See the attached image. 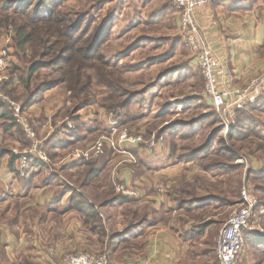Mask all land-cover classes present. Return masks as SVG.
<instances>
[{
	"label": "rangeland",
	"instance_id": "374dc122",
	"mask_svg": "<svg viewBox=\"0 0 264 264\" xmlns=\"http://www.w3.org/2000/svg\"><path fill=\"white\" fill-rule=\"evenodd\" d=\"M50 11L64 21L61 25L64 30L69 31L76 25L81 27L75 30L77 37L71 39H78L79 47L86 48L95 42L87 55L95 62H87L80 72L81 81L89 80V83L84 85L85 92L78 101L72 100L67 91L70 83L62 82L61 64L57 63L58 57H64L59 50L61 46L57 45L60 40L46 42L41 34L42 45L33 43L25 44L22 49L17 47V31L26 27H48L38 22V17ZM96 31H100L97 44ZM76 48L73 45V49ZM4 55L8 63L5 71L0 73L6 78L0 83L2 94L21 105L24 111L26 104L23 103L32 99L42 110L50 112L48 115L52 117L54 127L60 121L64 125L71 124L74 128L72 136H79L77 141L83 142L77 146L87 147L100 135L108 134L107 118L110 113L117 112L120 126L129 133L141 135L145 140L161 139L156 152L148 157L150 165L156 166L148 167L147 172L139 168L145 174L143 177H154V171L159 173L161 165L169 170L180 169V176L153 178L157 188L148 197H153L151 200L142 195L143 198L129 197V203L122 207L102 206L104 201L119 194L117 187L125 190L132 187L122 185L114 170L111 188H96V185L101 187L104 175L96 178L94 165L84 164L77 175L72 176L68 171L64 174L65 159L80 147L70 145L64 151H52L48 145L53 138H61L58 135L61 127L46 140V130L31 123L37 143L45 145L48 156V161L42 165L45 169L42 181H50L49 177L54 175L50 184L59 191L51 198L47 195L48 200L58 201L59 195L63 194V198L68 197L69 204L73 193L77 194L81 199L91 201L104 219L117 216L120 222L125 221L121 223L123 229L132 226L144 232L157 226L174 225L187 236V226L193 229L199 226L203 235H194L189 243H195L193 249L197 250L202 249L196 246L200 239L211 245L204 264H216L213 250L218 234L232 213L241 207L242 192L246 189L257 200V207L244 231L246 240L244 237V251L239 261L264 264V244H252L254 240L264 239V97L241 115L239 124L236 121L228 129L222 125L205 95L201 72L179 36L171 0H0V57ZM97 55L102 60H96ZM80 57L83 56L80 54ZM83 59L80 66L84 67ZM35 66L41 67L30 75V69ZM111 88H116L122 96L118 100L121 103L109 111L105 107L115 102ZM3 106L11 116L9 107ZM15 125L23 132L22 127ZM128 149V154L140 165V157L135 151L142 150L145 156V150ZM13 151L10 154L15 158L17 175L26 181L30 176L20 177L19 162ZM107 152L126 157L129 163L128 155H119L108 147L96 159ZM55 175H59L57 180ZM144 193L147 196V190ZM19 203L13 200L7 204L19 207L22 205ZM12 208L13 214L10 213V219H7L10 230L21 226L24 232L32 234L28 215L20 221V210ZM38 213L37 217H43ZM211 216L217 217L210 221ZM76 219V222L69 220V238L62 237L65 236L63 225L61 231V225L55 227V238L57 235L62 238L46 248L47 255L41 250L43 258L34 263L61 264L67 255L80 254H105L113 259L109 253V237L115 235L116 227L109 234L105 232L107 225L101 222V227L97 225V231H92V223L84 224L78 216ZM142 242L136 243L141 246ZM42 245L47 247L48 243ZM0 252V264H34L29 261V254L25 255L28 258L16 260L11 256L6 258L2 254L5 250Z\"/></svg>",
	"mask_w": 264,
	"mask_h": 264
},
{
	"label": "crops",
	"instance_id": "0c3cea01",
	"mask_svg": "<svg viewBox=\"0 0 264 264\" xmlns=\"http://www.w3.org/2000/svg\"><path fill=\"white\" fill-rule=\"evenodd\" d=\"M195 18L219 59L221 70L226 72L220 76L218 82V89L221 93L245 86L251 79L264 71V0H220L215 4L197 10ZM35 103V101L32 102V99L23 103L26 104L25 113L36 128L42 127L48 121V118H51L48 129L42 127L43 131L46 130L44 131L46 132L45 135L48 136L46 140L53 134L55 135L61 127V130L57 131L61 138H53L49 145L47 144L50 150L64 151L66 146L76 145V147H80L77 145L83 144L82 141H77L79 136H72L71 132L73 130L65 131L63 122H58L57 126L55 124L54 127L52 117L48 115L50 112L46 109L42 110ZM8 123L0 119V150L2 152V154L0 153V214H2L0 215V251L5 250V253L2 254L6 255V258L11 256L16 260H20L29 254V261L34 263L43 258L41 250L46 251L45 254L47 255L46 248L51 244L53 245L56 240L62 237L69 238V220L76 222L78 221L76 216L79 217V215L66 209L68 197L63 198V194L59 195L58 201L52 202V200L47 199V195L51 198L56 191L57 193L59 191L58 188L55 189L50 184L54 175L49 177L50 181H42L44 176L42 174L45 172L44 167H37L34 164L28 180L22 181L19 178L16 172L15 160H13L10 152L13 150L20 151L27 146H22V141L17 136L15 126L12 129L5 127ZM55 129L56 131H54ZM27 142L30 144L28 139ZM135 154L140 157L139 164L141 162L137 166L130 165L126 157H120L109 152L105 153L97 161L94 169L97 177L104 175L101 187L96 185V188L103 189L107 186L111 188V175L116 170L117 178L123 183L122 185L132 187L131 190L137 192V197L148 198L155 193L154 188H157V185L152 182L155 176H180L178 175L179 168L169 170L161 165L159 173L155 170L153 174L155 176L150 175L149 179L151 180L146 179V177H143L145 175L143 170H139V168L142 167L147 172L150 170L148 167H155L156 164L150 165L151 162L148 157H152V155L146 153L144 156L142 150H136ZM164 164L167 165V162ZM83 168L84 165L80 161L65 159L62 171L64 170V174L68 171L73 176L79 174ZM58 176L55 175V180ZM146 190L147 196L144 193ZM152 198L148 199L151 200ZM13 200L19 201V204L22 203V205L17 207L16 204H7ZM90 204L94 205L91 201ZM12 206L20 210V221L28 215L27 223L30 225L32 234H28L27 231L24 232L23 229H20L21 226H16L15 230H10L8 220L13 210ZM114 206L117 207V205H110L109 207ZM157 208L159 207L157 206ZM37 213L39 215L41 213L43 217H37ZM217 216H211L209 219H215ZM100 219L104 222L103 224L107 225L106 233L111 234L114 227L117 229L113 236L115 242L109 245V253L113 258L109 259L114 263L204 264L208 247L211 246L202 242V239L196 244L202 249H193L195 243L190 245L189 242L194 235H203L201 230H198L199 226H196L195 229L187 226L185 228L187 236H185L174 225L172 227L171 225L157 226L152 231L138 232L141 230L131 231L129 227L123 229L124 226L121 223L124 224L125 221L121 220L120 222L117 216H110L109 219H104L101 216ZM57 225H61L60 231L63 225L62 232L65 236L59 237L60 235H57L55 238V231L57 230L55 227ZM117 225L120 226V229ZM120 240L123 241L118 242ZM138 240H143L141 246L136 243ZM45 243H48L47 247H45L46 245L42 247V244ZM138 245L139 247H137ZM213 251L215 252V247ZM36 256L39 258H36ZM25 258H28V256H25ZM243 262L244 259L241 264Z\"/></svg>",
	"mask_w": 264,
	"mask_h": 264
},
{
	"label": "built area",
	"instance_id": "2783aa9c",
	"mask_svg": "<svg viewBox=\"0 0 264 264\" xmlns=\"http://www.w3.org/2000/svg\"><path fill=\"white\" fill-rule=\"evenodd\" d=\"M220 0H171L178 23V33L183 45L192 56L194 62L199 68L204 80V92L208 101L217 114L220 122L227 129L235 125L240 113L249 112L264 97V71L257 77L251 79L241 88L231 89L220 92L218 82L220 76L225 71L221 70V64L208 40L199 27L195 13L197 10ZM8 59L5 55L0 57V73L4 72ZM6 78L0 74V83ZM0 84V104L7 105L12 112L15 124L22 127L26 138L30 141V146L20 151H13L14 156L19 162V174L21 178H27L30 174L33 164H45L48 156L45 151V145L38 144L31 122L26 115L23 107L17 103L11 102L1 92ZM51 118L42 126L48 129ZM109 133L100 135L85 148H78L68 156V159L75 161L90 162L101 157L105 148L121 155L130 157L129 163L137 165L136 160L128 154V147L142 148L148 154H154L161 141L156 137L145 140L141 135H133L120 126L118 113H110L107 118ZM65 131H72L71 124L64 125ZM117 193L124 197H136L135 190H125L123 187L116 188ZM257 207V200L246 189L242 192L241 207L237 209L226 221L220 230L216 243L215 255L216 264H238L240 255L244 251V239L242 232L248 227L249 221ZM61 264H114L105 254L102 255H67ZM130 264V263H123Z\"/></svg>",
	"mask_w": 264,
	"mask_h": 264
},
{
	"label": "trees",
	"instance_id": "16d2710c",
	"mask_svg": "<svg viewBox=\"0 0 264 264\" xmlns=\"http://www.w3.org/2000/svg\"><path fill=\"white\" fill-rule=\"evenodd\" d=\"M38 22H40L41 24L43 23V25L48 26V27H26V29H19V31H17V38H18L17 42L19 43V45H17V47H20L22 49V48H24L25 44H33V43H36L37 45H42L44 41H43L42 37L40 36L41 34L45 37L46 42H48L49 39L60 40L59 41L60 43L57 45L61 46L60 47L61 49H59V50H60V53L64 54V57L63 56L58 57L57 63L61 64V67H60L61 72L60 73L62 74V82H65L67 84L70 83V87L67 88V91L70 92L72 100H74V101L80 100L79 99L80 96L83 94V92H85L84 91L85 90L84 85L87 86V84L89 83V80L86 81L85 83L81 81V73L80 72L83 68H85L87 62H95L93 58H89L87 56L89 53V50L91 48L90 46L92 44H95V42H93L89 47L85 46L86 48L79 47L80 43H79L78 39L77 40H71V39L74 37H77V36H74V34L77 32L75 30H78L81 27H76L77 26L76 25L75 27H71V29L69 28V31L64 30V27H61V25H62V23H64V21L59 19L57 17V15L51 11L48 12L46 15L38 17ZM78 25L80 26V24H78ZM96 32H97L96 33V44H97L98 40H100V37H99L100 31L99 32L96 31ZM83 36H85V35H83ZM73 45L77 46V48L73 49ZM96 53H97V51H96ZM80 54L83 57H80ZM87 58H89V59H87ZM82 59L85 60V62H86L84 67L80 66L81 64H83V63H81ZM95 59L96 60H99V59L102 60V58H100L99 55H97ZM39 67H41V66H35V67L31 68L30 69V75H33L35 72H37ZM100 82L102 83L103 81L100 80ZM47 87L48 86L46 85L45 88H47ZM108 87L110 88L111 86L108 85ZM112 90H113L112 93L114 94L113 98H114L115 102L112 105H110V107H107V106L105 107L109 111L114 110L116 108V106H118L121 103L120 101L118 103V100L122 95L119 94V92L116 90V88L112 89ZM3 107L4 106L2 104H0V119H3L7 123L9 122L7 126L5 125V127H7L8 129H12L16 125L13 123V119L10 116V114L8 113V111H6L5 108H3ZM242 114L243 113H240L237 117L238 124L241 120L239 118H241ZM235 129H233V130H235ZM17 133H18L17 136L21 139L22 144L28 146L29 144L27 142V139L25 138L26 136L21 131V129L17 128ZM12 158H13V160L15 159L14 157H12ZM98 160L99 159H95V160H92L90 162L80 161V163L82 165L87 164V166L88 165H94L93 168L95 169ZM35 165L38 167V166H42L43 164L35 163ZM96 175H97V173H96ZM96 178H97V176H96ZM69 188H71V187H69ZM82 190H84V187H82ZM129 200H130L129 197H123L120 194H118V195L115 194L112 199H110L108 201H104V204L102 206L117 205V207H122V206L126 205L127 203H129ZM66 209L68 211H73V212L77 213L79 215V217L82 218L84 224L92 223V225H93L92 231H95L96 229L99 228L97 225H100V227H101V222H102V219H100L101 215H99V213L96 211L95 206L90 204V201L85 200V199H81V196L73 193L71 200H70ZM129 228H130L129 230L135 231V227L130 226ZM244 231H245V229L243 230L242 235H243V239L245 237V240H246V236H245L246 232H244ZM140 232H143V230H141ZM99 233H103V232H99ZM263 240L264 239H262V238L254 240L252 242V244L261 246L262 244H264ZM122 241L123 240H120L118 242H122ZM109 242H110V244L115 242V238L110 236ZM109 242H108V244H109ZM250 242L251 241H249L248 243H250ZM258 246H255V247H258ZM214 255H215V252H214ZM215 261H216V255H215Z\"/></svg>",
	"mask_w": 264,
	"mask_h": 264
}]
</instances>
